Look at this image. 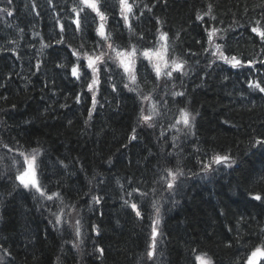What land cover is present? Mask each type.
Here are the masks:
<instances>
[{
    "label": "trees",
    "instance_id": "16d2710c",
    "mask_svg": "<svg viewBox=\"0 0 264 264\" xmlns=\"http://www.w3.org/2000/svg\"><path fill=\"white\" fill-rule=\"evenodd\" d=\"M129 3L135 5L131 32L121 19L119 0H108L114 10L107 11L106 31L116 45L129 44L128 48L136 41L164 46L158 36L167 32L172 57L187 66L185 83L174 81L185 95L175 98L179 104L172 95L163 97L168 101L163 104L156 92L158 80L144 60L147 71L140 70L135 92L124 89L126 82L118 77L114 80L122 92H112L102 81L89 118L87 82L82 89L71 77V64L66 74L57 65L64 64L65 53L70 56L74 49L91 51L93 40H98V19L83 34L75 32L73 24L65 43L58 45L61 26L75 18L74 13L69 15L73 0L11 4L0 0V8L13 13L0 12V158L8 157L9 163H0V264H189L193 248L206 253L212 264H247L256 247L264 252V204L252 199L257 193L264 196V149L251 146L256 138H264V94L252 91L245 79L264 78V67L259 65L264 49L246 30L264 16V0ZM198 15L203 20H197ZM205 28L225 30L219 32L218 41L229 49L226 55L257 64L243 71L222 63L209 66ZM85 41L88 47L82 49ZM75 93H87L86 101L76 104ZM139 95H154L159 125L175 124L183 107L194 118L191 128L165 130L157 124L142 128ZM34 149L37 161H43L37 164V179L48 194L58 192L66 204H79L77 210L52 209L61 218L70 211L75 216L72 223L63 220L54 227L46 210L51 202L41 200L34 190L30 194L15 180L23 171V157L15 158L20 152L31 156ZM169 153L168 167L175 172L179 161L184 173L173 181L174 187L186 181L178 193L167 189L171 178L162 170V157ZM214 154L230 155L236 163L230 168L213 165L219 171L210 180H201L200 162ZM135 188L139 191L129 197ZM92 196L100 197V203H93ZM132 203L141 216H136ZM77 218H82L79 239ZM153 220L158 221V235L156 248L150 249ZM256 264H264V256Z\"/></svg>",
    "mask_w": 264,
    "mask_h": 264
},
{
    "label": "snow or ice",
    "instance_id": "6c2138e0",
    "mask_svg": "<svg viewBox=\"0 0 264 264\" xmlns=\"http://www.w3.org/2000/svg\"><path fill=\"white\" fill-rule=\"evenodd\" d=\"M8 4L12 3V0H7ZM133 3H129V0H119V10L121 14V19L124 21V24L129 28L131 32L133 26L130 23V16L133 13L134 8ZM211 9V6H209ZM108 10H114L112 5L108 4V0H73V7L70 10L69 15L75 14V18L71 20V23L65 24L61 26L60 38L56 41L58 45H63L65 43V33L68 30H71L72 25H75V32H79L83 34L86 31V28H91L93 24H96V20L98 18L99 23L96 24V35L99 37L98 40H93L91 44V51H79L72 50L70 56L66 53V62L64 64H58L57 67L61 68L67 73V65L71 64L70 73L71 77L75 78L74 82L79 83L81 88L83 89V85L87 82V92L91 94V105L92 107L88 108V116L92 117L93 111L96 109L97 105V91L98 86H101L102 81L105 84L111 86L112 92H122V89H119L118 83L114 80V77L119 78V82H123L126 79L130 80L132 84H135L137 81V76L140 75V70L143 68L147 71V65L144 64V60L152 61L153 55H155L159 61L163 63H155L152 65L153 70L155 72L156 78L161 79L162 75L167 77L163 81V87L166 88L168 83L171 81L180 79L181 83H183L182 77L186 76L188 73L183 71L185 68V63L183 61L177 60L172 57L171 50L167 46V41L169 40V35L167 32H161L158 36L159 41L165 42L163 50H159L156 48V42L153 41L151 45H141L140 41H136L131 46V50H127L129 44L116 45L115 41L111 39L110 34L106 31V24L109 20L107 15ZM151 11V9H149ZM0 12L6 13L8 16H12L13 13L9 8H0ZM94 13L92 16L91 23L88 22L89 16ZM114 18V17H113ZM215 19V17H212ZM197 20H203L202 16H197ZM247 31H250L252 34L253 42L259 39L260 45L262 49H264V16L261 19H258L254 22V24L250 27V29L246 28ZM225 30L216 29V28H205V32L208 36V43L211 44L213 42V37L217 35L218 32H222ZM83 38V36H82ZM144 39L143 35L140 36V40ZM199 43V41H197ZM129 43H131V38ZM139 45V46H137ZM42 47H50V45H43ZM88 47V42L85 41L84 44L81 45V48ZM217 51L213 52L212 55L216 56L218 59H222L224 64L230 65L232 69H240L243 71L245 68L251 70L253 66L257 64L255 60H247L246 62H242L241 59H238L236 56L229 57L225 53L229 51L226 47L216 44L215 45ZM143 48V51H141ZM204 51H208L207 48ZM114 54V55H113ZM72 57H75V62L72 61ZM142 57V58H141ZM167 57V59H165ZM116 62H118V68L122 69V74L119 72L116 67ZM260 67H264V60L259 61ZM209 66H212L211 64ZM39 64L37 68L39 69ZM170 69V70H169ZM258 71V69H257ZM174 73L176 75H174ZM245 79L248 80V86L252 91H257L260 94H264V78L260 79L257 82H253L251 79H248L245 76ZM175 87V85H173ZM47 87V85H45ZM124 89L132 90L129 83H124ZM55 94V93H54ZM185 93L183 92H173V102L176 104L181 103V101H177L176 97H183ZM76 104H81L82 101H86L87 93H75ZM148 99V97H145ZM163 104H167L168 101L166 99H162ZM63 107V105H62ZM155 111V106H153L152 112ZM180 118L175 120V124H172V127H176L179 124H183L186 128H191V119L190 114L185 110V108H179ZM139 121H142L147 127L153 128L155 126V121L153 120L152 114H146L145 110L142 109L141 113L138 117ZM135 131V129H133ZM131 139H136L135 136H132ZM177 138L173 137L175 141ZM259 146L260 149H264V138H256L254 143L251 145L252 147ZM175 146V145H173ZM3 147H7V145H3ZM9 151L11 149L9 148ZM39 155L37 150H33V154L31 156L25 154L24 152H20L19 156L16 157V160H19V157H23V162L20 164V167L23 168V171H19V174L15 176V180L18 181V185L22 186L24 190H28L31 194L34 190L35 193L39 194V198L41 200H47L51 202L46 210L49 211L50 217H55L53 221L51 218L49 219V223H52L55 227L57 224L61 223V217L56 215V212L53 211V208H59L63 210L64 208H68L69 206L77 210L79 209L78 203H73L68 205L61 198V194L58 192H51L48 194L46 191L44 183L42 180H38V172H37V164L43 163V161H37L36 157ZM168 156L162 157L165 160V164L163 167V171L167 173V176L171 179L167 180V189L171 190L173 193H178L183 184L186 181H178L174 183L178 176L184 175L182 170L180 169V162H176L175 172L173 169L169 168L168 165L171 164V159ZM202 164L201 171L204 175L200 176L201 180H210L212 178V174L219 171V168L213 167V165L224 166V167H232L236 161L230 155H220L214 154L207 162L201 161ZM264 172V169L261 170ZM197 174H193L195 176ZM264 179V176L261 177ZM163 179V178H162ZM91 183V181H89ZM139 188L133 189L131 192H128L127 195L129 197L133 196L134 192H138ZM141 197H147V193L141 192ZM252 199L255 201H259L261 204H264V196L257 193L252 196ZM59 201V204H57ZM101 198L98 196H92V202L95 204H99ZM125 205H128V201H124ZM155 206V204L153 205ZM132 210L136 213V216H141V212L137 210V204L132 203L130 205ZM159 211V209H157ZM81 219L77 218L75 221V236L77 239L81 237ZM157 220L152 221V243L149 245L150 249L156 248V236L158 235ZM93 231H96L95 225H93ZM264 236V233L261 234ZM261 244L264 245V239L261 240ZM76 245H74L75 247ZM97 251L103 253V249H97ZM192 260L189 261V264H212V260L210 257H207L206 253H198V250L193 248L191 249ZM147 256L149 259L153 258V251L149 250L147 252ZM264 256V252L261 251L260 247H256L254 251L251 252V255L248 257L247 264H256V260L260 257Z\"/></svg>",
    "mask_w": 264,
    "mask_h": 264
},
{
    "label": "rangeland",
    "instance_id": "374dc122",
    "mask_svg": "<svg viewBox=\"0 0 264 264\" xmlns=\"http://www.w3.org/2000/svg\"><path fill=\"white\" fill-rule=\"evenodd\" d=\"M219 35L217 34L215 37H213V42L211 43V44H209L208 43V41H207V49H208V53H209V55H208V59H209V63L211 64V62H215V61H217V60H219V61H222L223 62V60L222 59H218L216 56H213L212 55V53L213 52H216L217 51V49H216V47H215V45L216 44H219L218 43V39H219V37H218ZM98 39H99V37H98ZM156 46V48L157 49H159V50H163V48H164V46L163 45H161V44H156L155 45ZM127 50H131V49H127ZM114 55V54H113ZM142 58V57H141ZM175 59H177V60H180L181 61V59H179L178 57H174ZM165 59H167V57H165ZM148 64H149V66L153 69V67H152V65L153 64H155V63H163L162 61H159L158 60V58L155 56V55H153V57H152V61L151 62H149L148 60H145ZM116 67L118 68V62H116ZM119 69V68H118ZM187 69V66H186V64H185V68H184V70L183 71H185ZM122 70V69H121ZM170 70V69H169ZM123 71V70H122ZM154 71V70H153ZM185 72H187L188 73V70H186ZM167 77H165V76H163L162 75V77H161V79H159L158 80V85H157V88H156V92L158 93V95H159V99L161 100V99H163V97L165 98V97H171L170 95H172V93L173 92H180V90H178L177 88H172L171 89V87L170 88H164L162 85H163V81L166 79ZM185 79V78H184ZM125 82L126 83H129L130 84V87L131 88H133V89H135L136 90V85L135 86H133V84L131 83V81L130 80H125ZM161 89V90H160ZM128 90V89H127ZM160 91H161V93H160ZM90 95V98H91V94H89ZM145 97H148V99H145ZM153 97H154V95L153 96H150V95H147V96H142V95H139L137 98H138V102L140 103V113H141V110L142 109H144L145 110V112H146V114H152L153 115V120L155 121V124H157V126H159L161 129H165V130H167V129H169L170 127H171V125L173 124V123H171L169 126L168 125H165V126H162L161 124L159 125L158 123H157V121H156V119H157V116H158V114H157V111H156V109H155V111L154 112H152V109H153V106H152V102L153 103H155V104H157V102H155V101H152L151 99H153ZM150 104V105H149ZM97 106V105H96ZM190 118H193L192 117V115H190ZM193 122V119H191V123ZM140 126L142 127V128H145V129H149V127H147V125H145L142 121H140ZM176 129H184L185 128V126L183 125V124H179V125H177L176 127H175ZM151 129H153V128H151ZM187 129V128H186ZM158 133H159V135L161 136L163 133L162 132H159V130L157 131ZM6 158H8V157H3V159L4 160H2L1 158H0V163H2V162H4V164L5 165H7V163H8V161H6ZM9 164V163H8ZM56 212V211H55ZM57 216H62V215H57ZM52 218V217H51ZM74 218H75V216L73 217V215L72 214H70V211L67 213V212H65V214H64V217L63 218H61V222L64 220V222H66L67 224L68 223H72L73 221H74ZM55 219H53V221H54ZM64 222H62V223H60V224H57V225H62Z\"/></svg>",
    "mask_w": 264,
    "mask_h": 264
},
{
    "label": "bare ground",
    "instance_id": "6f19581e",
    "mask_svg": "<svg viewBox=\"0 0 264 264\" xmlns=\"http://www.w3.org/2000/svg\"><path fill=\"white\" fill-rule=\"evenodd\" d=\"M208 55H209V53H208V51H206L205 56L208 57ZM199 56H200V55H199ZM166 79H168V78H166ZM174 81H175V80H174ZM174 81H171L170 83H168L167 87H171V89H172V88H175L176 85H175ZM185 81H186V80H185ZM183 82H184V81H183ZM184 83H185V82H184ZM173 85H175V87H174ZM178 134H180V133H178ZM178 136H180V135H178Z\"/></svg>",
    "mask_w": 264,
    "mask_h": 264
}]
</instances>
